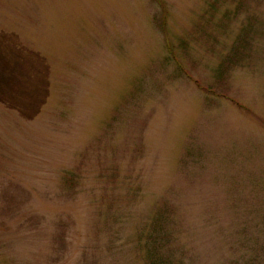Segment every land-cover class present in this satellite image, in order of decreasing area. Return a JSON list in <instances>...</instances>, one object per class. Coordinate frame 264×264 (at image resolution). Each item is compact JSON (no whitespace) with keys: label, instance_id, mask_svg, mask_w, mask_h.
<instances>
[{"label":"rangeland","instance_id":"374dc122","mask_svg":"<svg viewBox=\"0 0 264 264\" xmlns=\"http://www.w3.org/2000/svg\"><path fill=\"white\" fill-rule=\"evenodd\" d=\"M158 220L264 264V0H0V264H149Z\"/></svg>","mask_w":264,"mask_h":264},{"label":"trees","instance_id":"16d2710c","mask_svg":"<svg viewBox=\"0 0 264 264\" xmlns=\"http://www.w3.org/2000/svg\"><path fill=\"white\" fill-rule=\"evenodd\" d=\"M248 31H250V28L246 27L243 33H247ZM245 39L246 37H238L236 44L232 48V52L234 55H232L231 52L229 58H225L224 62L221 64V68L223 66L227 67L229 64L232 63V61H236L238 59V55L240 56V52H243L242 50H244V45L246 42ZM162 229L163 225H160L159 220L156 221L153 225V229L147 243L149 245L147 254L149 264H171V261L164 254H158L160 247L163 245L164 242V238L161 233Z\"/></svg>","mask_w":264,"mask_h":264}]
</instances>
